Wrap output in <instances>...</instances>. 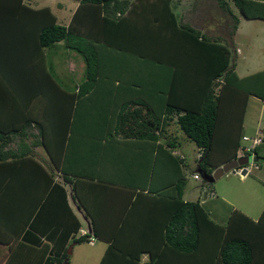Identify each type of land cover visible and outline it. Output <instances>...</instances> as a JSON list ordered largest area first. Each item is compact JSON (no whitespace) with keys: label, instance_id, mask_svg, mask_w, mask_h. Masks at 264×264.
Wrapping results in <instances>:
<instances>
[{"label":"trees","instance_id":"16d2710c","mask_svg":"<svg viewBox=\"0 0 264 264\" xmlns=\"http://www.w3.org/2000/svg\"><path fill=\"white\" fill-rule=\"evenodd\" d=\"M75 1L63 25L48 7L0 0V100L7 93L10 100L15 93L27 98L28 84L41 82V74L33 76L37 70L29 66H49L50 117L69 120L59 143L49 138V160L70 184L89 231L80 228L65 189L34 163L50 190L23 223L24 232L8 235L2 264H68V245L94 240L106 243L97 264H257L253 243L246 239L257 222L235 209L224 224L213 220L203 201L215 197L209 196L215 179L209 182L201 174L209 176L235 158L248 96L264 104V69L239 77L226 44L178 22L170 0ZM230 2L243 18L264 22V3ZM216 4L232 15L226 1ZM59 42L84 65L83 78L69 89L56 82L49 60ZM15 104L1 109L0 117H15ZM28 117H45V112L21 118L27 123ZM172 118L199 152L197 178L192 177L199 181L195 200L182 198L188 166L173 153L175 138L165 134ZM35 124L38 133L30 144L46 149L43 124ZM49 126L61 131L59 121L52 119ZM11 140L7 134L2 143ZM263 142L264 137L253 149L256 161L264 159ZM25 146L7 150L0 160L33 161ZM132 211L155 215L145 219L150 230L128 229L126 216ZM157 243L166 250L156 249ZM144 252L148 257L141 261Z\"/></svg>","mask_w":264,"mask_h":264},{"label":"crops","instance_id":"0c3cea01","mask_svg":"<svg viewBox=\"0 0 264 264\" xmlns=\"http://www.w3.org/2000/svg\"><path fill=\"white\" fill-rule=\"evenodd\" d=\"M224 1L230 6L229 9L232 15L226 11H222L216 4V0H170L169 5L178 22L187 23L206 36L214 37L220 42L228 43L232 51L231 60L234 65L233 69L239 77L261 71L264 69V22L257 19H245L238 14L237 10L235 13L238 15H236L233 11L234 7L230 5V0ZM254 1L264 3V0ZM54 5L57 8L55 10L61 12V17L53 13L54 10L52 6L48 5L47 7L55 15L57 23L66 25L76 8L77 1L73 0L72 3H69L67 0H58ZM185 11L188 12L187 14L197 15V22H188L186 20L187 16L185 17ZM233 17H236L237 20L235 28L231 31L234 23ZM249 22L254 23L253 28H251ZM222 27H225L226 30L223 31ZM236 36L238 38H236ZM236 40H238V44L234 43ZM240 42L246 44L242 46ZM49 52H55V56L61 53L63 57L67 59L65 67L53 65L55 68L54 73L62 78L61 80L68 86H65L66 88L69 89L73 87L74 83H78L81 78H83L84 65H82L80 58L77 57L73 51L63 48L62 43L59 42L55 47L51 48ZM44 53V58H46L48 53L46 50ZM42 67L39 66L33 69L29 66L30 71L37 70L33 76L41 74V82L38 87L35 82H30V85L28 84V88L32 90L28 91L27 98L15 93L14 98L10 100L9 94L7 93L4 94V97L0 100V113L1 109L8 108L7 105L11 104V102H13V104L16 103V110L13 111L15 117H9L11 118L9 120L7 117H0V136H2L3 139L7 134H12L13 139L10 143L4 145L0 138V156L5 154L7 150L12 152L17 151L19 148L24 149L23 144H26L25 148H29L30 152L28 154L33 160L23 161L19 158L0 160V264L7 258L8 245L6 241L10 239L8 235H21L24 232L22 228L23 223L28 222L32 218L34 210L38 208L48 189L50 190L51 184H47V182L44 181L42 173L34 163L43 166L46 173H49V176L51 175V177H53L52 182L61 185L65 189L67 204L77 217L80 228L89 231L90 227L88 220L84 218L82 211L77 208L75 201L71 198L70 184L62 180L61 173L54 168L49 160V138L59 143V138L63 137L64 129L68 126L69 120L68 117H50L52 115V109L50 108L51 106H49V66H45L44 70L41 71L43 69ZM239 70L242 72L239 73ZM67 78L68 80L66 81ZM69 83H71L70 86ZM252 97L259 103L260 111L263 110V102L255 96H248V98ZM33 111H44L45 117H28L29 122L26 123L24 119L21 118L22 115H28L29 113L31 115ZM52 119L59 121L61 125L60 132L56 131L59 128H55L54 130V128H51L52 126H49ZM36 120L43 124L44 136L48 139V148L46 149L43 144L40 145L37 142H35V144H30L31 140L36 139V133H38L35 124ZM23 122L25 124H23ZM244 123L245 117L242 118V135L252 136L259 133L264 137V126L263 130H261L262 125H264L263 117H256L254 127L251 131H246L248 126H245ZM177 129V126L174 124V118H172L170 124L165 127V134L168 137L175 138V141H172L174 144L173 153L175 155H182L186 161V156L183 154L180 146L181 142L178 141L176 137ZM81 136L80 133H74V137ZM19 142H21L20 145ZM262 161L264 162V159H258L257 168L254 170L251 168L250 172L244 176H238L231 172L222 173L212 182L211 186H209V189L214 192L215 197L210 199L205 198V201H203L209 216L218 223L224 224L228 215H230V211L233 209L242 212L248 218L257 222L256 229L250 234L245 233L244 235L246 236L248 234V238L246 237L248 240L247 242L253 243V260L256 261L257 264H264V166L261 167L260 165ZM14 168H17L16 171L13 170ZM13 172L19 175L15 176ZM34 172L36 173L34 174ZM218 201L223 202V204H225L224 206L228 207L222 217L219 214L220 208H218L217 205ZM54 202L55 200H53V202L49 201V209L53 207L55 204ZM151 216L155 215H151V213L146 211H132L126 216V219L128 218V229L135 231V233L150 230L149 225L147 223V226L145 225V219ZM52 225L54 224H51V226ZM95 242L96 240L88 245L95 247ZM100 244L101 245L94 249L97 260L95 261L92 259L93 264L98 263L105 249L106 243L102 242ZM151 245L152 244H148L150 248L153 247ZM68 248L70 251L69 253H71L74 249L73 244L68 245L67 249ZM156 249L166 250V247L157 243ZM147 257L148 254L144 252L141 254L140 260L145 261Z\"/></svg>","mask_w":264,"mask_h":264},{"label":"rangeland","instance_id":"374dc122","mask_svg":"<svg viewBox=\"0 0 264 264\" xmlns=\"http://www.w3.org/2000/svg\"><path fill=\"white\" fill-rule=\"evenodd\" d=\"M22 1L24 4L28 5L29 7L33 8V9H38L41 7H47L48 5H50V6H52V8L54 10L53 13L55 15H57L58 17H61V12L56 11L55 9H57V8L54 5L55 2L58 0H22ZM67 1L69 3L73 2V0H67ZM233 11L235 13L236 9L233 8ZM187 13L188 12L185 11V17L187 16L186 20L188 22H190V23H195V21L197 22V20H198L197 15L194 16L193 14H187ZM64 15H65V13H64ZM236 15H238V14H236ZM247 22H248V20H247ZM249 23H250L251 28H253L254 23H251V22H249ZM222 28H223V31L226 30L225 27H222ZM236 38H238V37L236 36ZM237 41L238 40H236L234 43L236 44ZM223 43L226 44V46L230 50L228 43L227 42H223ZM245 44L243 42H240V45H242V46ZM75 55H77V54L75 53ZM47 57L49 59V53H48ZM77 57L80 58V61L83 65V61H82L81 57L79 55H77ZM231 57H232V51L230 50V60H231ZM238 58H239V56H238ZM49 60L51 61V63L53 62L55 66H62V67H65L66 62H67L66 57H63V55L61 53H58L53 60H51V59H49ZM54 70H55V68H54ZM241 72L242 71L239 70V73H241ZM54 74H55V77L57 79L56 82L59 83V85L64 87V89L66 87H68L64 84V82L62 80L58 81V79H60V78L57 77L56 73H54ZM67 80H68V78L66 79V81ZM71 80H73V79H71ZM70 84L71 83H69V86H70ZM254 99L255 98H253V97L248 98L247 105L245 108V113H244L243 117H245L244 125L248 126V129L246 131H251L253 129L256 117H263V120H264V106H262L263 110L260 111L259 103ZM263 126L264 125H262L261 130H263ZM254 135L262 137V135L259 133H256ZM176 137H177V140L181 142L180 146L182 148L183 154H185V156H186V163L188 166V169L184 170L186 182H185V187H184L183 198L185 200H195L198 197L197 187L199 185V181L194 180L192 177H193V175L197 176V172L195 171V169H196L195 163H196V160L198 159V156H197L198 152H197V149L194 146V144L192 142H190L188 139H186L184 134L179 129H177ZM246 143L250 144V141H247ZM263 147H264V144H263ZM260 165H261V167H263L264 162L263 161L260 162ZM217 205H218V208H220L219 214L222 217L223 214L226 212V209H228V207L224 206L225 204H223V202H221V201H218ZM100 243H102V242L96 240V242L94 243L95 247L101 245ZM95 247H93V246L91 247L87 243H80V244L74 245L73 251L68 254V258H67L68 264H93L92 259H94L95 261L97 260V257H96L95 251H94Z\"/></svg>","mask_w":264,"mask_h":264},{"label":"built area","instance_id":"2783aa9c","mask_svg":"<svg viewBox=\"0 0 264 264\" xmlns=\"http://www.w3.org/2000/svg\"><path fill=\"white\" fill-rule=\"evenodd\" d=\"M242 139L245 141H250V144L241 146L237 151V157H241V156H244L250 153L249 156L250 158H252L251 149L254 147L255 144L260 142V139L258 137L248 138L246 136H243ZM249 171H250L249 166H240L237 169H234L233 173L238 174V175H246L248 174ZM193 178H197V176L193 175ZM209 196L210 197L213 196L212 191H209Z\"/></svg>","mask_w":264,"mask_h":264},{"label":"water","instance_id":"95a60500","mask_svg":"<svg viewBox=\"0 0 264 264\" xmlns=\"http://www.w3.org/2000/svg\"><path fill=\"white\" fill-rule=\"evenodd\" d=\"M248 160L246 157H241L237 159H231L225 163H223L221 166L216 167L212 173L208 176L206 174H201V177L203 179H206L209 182H212L214 179H217L222 173H226L229 170L235 168L237 165H241L246 163ZM67 254H69V248L67 249Z\"/></svg>","mask_w":264,"mask_h":264},{"label":"clouds","instance_id":"9594fccd","mask_svg":"<svg viewBox=\"0 0 264 264\" xmlns=\"http://www.w3.org/2000/svg\"><path fill=\"white\" fill-rule=\"evenodd\" d=\"M243 136H246V137H248V138H253V137H258L259 139H260V142L259 143H261V140H262V137L260 136H255V135H242L241 137H240V140H239V145H238V147H237V149H236V151H235V158H233V159H237V158H241V157H246L247 158V162L246 163H244V164H241V165H237L235 168H233V169H231V170H229L231 173H233V170L234 169H237L238 167H240V166H249V168L251 169V168H253V170L254 169H256L257 168V161H256V159H255V155H254V153H253V149H254V147H255V145H257V144H259V143H257V144H255L254 145V147L251 149V154H252V158H250V153H248L247 155H244V156H241V157H237V151H238V149L241 147V146H245V145H248L246 142L247 141H245V140H243L242 139V137ZM198 154H199V152H198ZM177 155H179V154H177ZM198 156V155H197ZM222 165V164H221ZM220 165V166H221ZM228 171V172H229ZM250 172V171H249ZM248 172V173H249ZM236 175H238V174H236ZM239 176V175H238ZM240 176H244V175H240ZM213 192V191H212Z\"/></svg>","mask_w":264,"mask_h":264}]
</instances>
